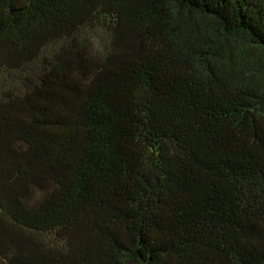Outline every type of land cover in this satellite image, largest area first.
<instances>
[{
	"label": "trees",
	"instance_id": "trees-1",
	"mask_svg": "<svg viewBox=\"0 0 264 264\" xmlns=\"http://www.w3.org/2000/svg\"><path fill=\"white\" fill-rule=\"evenodd\" d=\"M0 264H264V0H0Z\"/></svg>",
	"mask_w": 264,
	"mask_h": 264
},
{
	"label": "rangeland",
	"instance_id": "rangeland-1",
	"mask_svg": "<svg viewBox=\"0 0 264 264\" xmlns=\"http://www.w3.org/2000/svg\"><path fill=\"white\" fill-rule=\"evenodd\" d=\"M90 51L95 55H99L102 53V47H101L100 42L98 40L95 41L94 45L90 48ZM44 195H45L44 192L35 190L32 197L28 200V203L34 204L37 201H39L40 199H42Z\"/></svg>",
	"mask_w": 264,
	"mask_h": 264
}]
</instances>
